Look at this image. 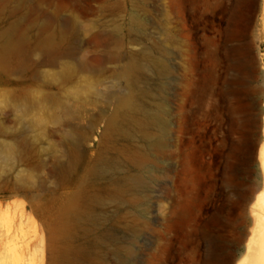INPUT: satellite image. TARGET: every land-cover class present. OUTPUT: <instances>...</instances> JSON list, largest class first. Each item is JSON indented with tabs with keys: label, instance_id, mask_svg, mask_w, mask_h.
Returning <instances> with one entry per match:
<instances>
[{
	"label": "rangeland",
	"instance_id": "374dc122",
	"mask_svg": "<svg viewBox=\"0 0 264 264\" xmlns=\"http://www.w3.org/2000/svg\"><path fill=\"white\" fill-rule=\"evenodd\" d=\"M204 37L232 48L235 83L190 117ZM263 75L264 0H0V264H164L193 196L179 264H230L261 179Z\"/></svg>",
	"mask_w": 264,
	"mask_h": 264
},
{
	"label": "bare ground",
	"instance_id": "6f19581e",
	"mask_svg": "<svg viewBox=\"0 0 264 264\" xmlns=\"http://www.w3.org/2000/svg\"><path fill=\"white\" fill-rule=\"evenodd\" d=\"M228 4V3H227ZM226 4V6H227ZM230 4V2H229ZM228 4V5H229ZM217 28V27H216ZM215 30H218V28ZM220 30V29H219ZM217 32V31H216ZM222 34V32H221ZM224 34V33H223ZM215 37V34H214ZM5 38V36H4ZM212 38V37H211ZM218 38V37H217ZM213 40V38H212ZM219 40V39H218ZM218 40H214L215 44H217ZM5 41V40H4ZM7 41V40H6ZM171 41V38L169 39ZM204 43H201L196 47V77L197 79L194 80V89L192 91V104L190 107V117L195 116L198 111L201 109L199 106L196 107L197 104H199L204 98L206 99V94L209 93L208 89L210 83L215 85L216 89L215 92L213 91V94L211 95H217L219 98L222 96H225L227 99L228 96L231 95L233 87V84L235 83V80H232L230 77V71L235 70V67L237 65L235 64L236 58L232 53V48L227 49L225 53H222L221 48H223V45L227 43L226 41L221 42L220 44L215 45L213 48L211 47V42L208 38H203ZM229 48V47H228ZM18 48L10 47L8 43H5L4 46H2L1 54L2 57L5 58L7 54L10 53H17ZM170 72V71H169ZM132 73V71H131ZM132 75V74H131ZM195 75V74H194ZM193 75V76H194ZM168 76H170V73H168ZM264 76V75H263ZM137 77V76H136ZM195 77V76H194ZM168 82V81H167ZM214 87V88H215ZM167 90V88H166ZM213 90V89H211ZM187 92V91H186ZM127 93V92H126ZM168 93V92H167ZM211 93V92H210ZM187 96V95H186ZM206 96V97H205ZM170 99V98H168ZM217 99V98H216ZM223 100V99H222ZM250 100V99H249ZM254 100V99H253ZM169 101V100H168ZM207 102V101H206ZM184 104V102H183ZM202 104V103H201ZM200 104V105H201ZM207 104V103H206ZM209 105V104H208ZM208 107V106H207ZM224 108V105H223ZM200 109V110H199ZM220 110V109H219ZM209 111L206 109V112ZM209 113V112H208ZM221 113V112H220ZM205 114V113H204ZM223 116V115H222ZM205 117V116H203ZM202 117V118H203ZM201 118V119H202ZM147 122V121H146ZM182 123V122H181ZM222 130H223V136L228 135V130L225 129L226 122H222ZM180 126V125H179ZM184 127V125H183ZM264 134V131H263ZM179 135V134H178ZM152 137V136H151ZM178 137V136H177ZM180 137V136H179ZM159 139V138H158ZM226 140V139H225ZM226 145V142H225ZM182 148V149H181ZM184 148V149H183ZM178 154L176 155L177 158L182 159V157L187 158L192 155L193 152L189 151L186 147V137H185V127L182 128L181 131V137L179 139L178 144ZM12 147L5 146L0 147V156L2 153H5L6 155L9 153H12ZM18 154V153H17ZM7 155V156H8ZM195 155V154H194ZM18 156V155H17ZM221 156V155H220ZM10 157V156H9ZM4 158V157H3ZM12 158V157H11ZM195 159V158H193ZM212 159V158H211ZM179 160V161H180ZM182 161V160H181ZM180 161V163H181ZM217 161V160H215ZM259 161H260V169H261V179L259 184L250 191V193L242 200V196L246 194V191L240 193V201L236 203L235 210L239 212V218L246 220L245 223L248 222V226H246L241 234L240 240L238 241L239 244H242V252L237 256L231 258L230 264H264V142L260 148L259 151ZM2 162V161H0ZM4 162V161H3ZM190 162V161H189ZM193 162V161H192ZM178 163V162H177ZM179 163V165H180ZM186 163V162H185ZM8 164V163H7ZM193 164V163H192ZM196 164V162H195ZM185 165V164H184ZM187 165V164H186ZM219 165V164H218ZM182 167V166H181ZM2 168V167H1ZM168 168V167H167ZM193 168V167H192ZM191 168V169H192ZM197 168H199L197 166ZM173 169V168H172ZM181 169V168H180ZM167 170V169H166ZM177 170V169H176ZM189 171V169H187ZM187 171V172H188ZM199 171V170H198ZM220 171V170H219ZM185 170H181V180H185L189 173H187ZM197 174V172H196ZM195 175V174H194ZM198 176V174H197ZM196 176V177H197ZM191 177V176H190ZM199 177V176H198ZM178 178V177H177ZM175 178V180L177 179ZM195 178V177H194ZM192 179V178H190ZM198 179V178H197ZM180 180V181H181ZM189 180V179H188ZM193 180V179H192ZM179 182V181H178ZM177 183V182H175ZM180 183V182H179ZM200 183V182H199ZM187 185V184H186ZM191 185V184H190ZM218 185V184H217ZM178 186V185H177ZM174 187V186H173ZM181 187V186H179ZM177 188V187H176ZM178 189V188H177ZM182 189V188H181ZM219 189V188H218ZM180 190V189H178ZM217 190V189H216ZM20 191V190H19ZM231 192V191H230ZM166 193V192H165ZM215 193V191H214ZM233 193V192H232ZM234 194V193H233ZM125 195V194H124ZM215 195V194H214ZM180 196V195H179ZM191 197V195H190ZM177 198V197H176ZM180 198V197H179ZM214 198V196H213ZM212 198V199H213ZM182 199V198H181ZM191 199V198H190ZM194 199V196L191 200H185L182 202H175V206H178V209L176 210L175 215H172L166 219V229L168 235V244L166 248V254L163 253L164 257L161 259V261H164V264H179L180 262L184 261V255L182 253L181 248V241L182 239H187V232L186 228L190 224L191 220V214L193 211L192 201ZM215 199V198H214ZM224 199V198H221ZM215 201V200H213ZM221 201V200H220ZM167 202V201H166ZM212 202V201H211ZM75 204V203H74ZM153 204V203H152ZM173 205V204H172ZM224 205V204H223ZM76 206V205H75ZM210 206V205H209ZM74 207V206H73ZM77 207V206H76ZM174 207V206H173ZM215 207V206H214ZM75 209V208H74ZM84 209V207H83ZM209 209V208H208ZM213 209V208H212ZM170 210V209H169ZM88 211V210H86ZM173 211V210H172ZM233 211V210H232ZM174 212V211H173ZM71 213V212H70ZM89 213V212H88ZM91 213V212H90ZM92 214V213H91ZM77 215V214H76ZM236 215V214H235ZM69 218V217H68ZM67 218V219H68ZM79 219V218H78ZM84 219V218H83ZM193 219V218H192ZM74 220V219H73ZM72 220V221H73ZM79 221V220H78ZM153 221V220H152ZM196 221V220H195ZM236 221V220H235ZM241 221V220H240ZM66 222V221H65ZM69 222V221H67ZM80 223V222H79ZM87 223V222H86ZM90 223V222H89ZM197 223V222H195ZM69 224V223H68ZM73 224V223H71ZM156 224V223H155ZM194 224V223H193ZM242 224V223H241ZM250 224V225H249ZM67 224H63V227L61 229V233L63 235V240L66 241L67 237ZM76 225V224H75ZM197 225V224H196ZM238 225V224H237ZM86 226V225H84ZM90 227V225H88ZM152 227V226H151ZM156 227V226H155ZM193 227V225H192ZM198 227V226H197ZM86 228V227H85ZM87 229V228H86ZM197 229V228H196ZM73 232V231H72ZM78 232V231H77ZM76 233V232H74ZM195 235V233H192ZM77 236V235H76ZM192 236V235H191ZM197 236V235H196ZM78 237V236H77ZM193 237V236H192ZM194 238V237H193ZM195 239V238H194ZM199 240V239H198ZM78 242V241H77ZM201 242V241H200ZM100 243V242H99ZM159 243V242H158ZM196 243V242H195ZM194 243V245H195ZM231 243V242H230ZM157 244V243H156ZM161 245V244H160ZM63 246V245H62ZM66 246V245H65ZM165 246V245H164ZM62 248V247H61ZM162 249V248H161ZM164 249V248H163ZM201 249V248H200ZM233 251V250H232ZM160 252V251H159ZM66 253H68V250L62 249L59 252V257L61 261H64L66 259ZM161 253V252H160ZM198 256V255H197ZM195 256V257H197ZM73 257V256H72ZM136 261L139 262L137 255L135 254ZM71 258V257H70ZM134 258V257H133ZM201 258V257H200ZM18 259V258H15ZM68 259V258H67ZM74 259V258H73ZM135 259V258H134ZM151 259V257H150ZM149 259V260H150ZM196 259V258H195ZM194 259V260H195ZM198 259V258H197ZM154 261V260H152ZM151 261V262H152ZM197 261V260H196ZM67 262V261H66ZM74 262V261H73ZM79 262V261H78ZM193 262V260L191 261ZM72 263V262H71ZM101 263V262H100ZM15 264V263H14ZM20 264V263H19ZM73 264V263H72ZM148 264V263H147Z\"/></svg>",
	"mask_w": 264,
	"mask_h": 264
}]
</instances>
